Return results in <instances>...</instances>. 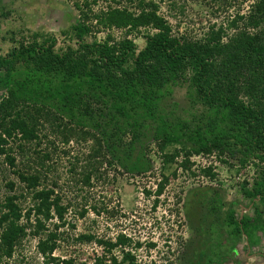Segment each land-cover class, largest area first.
Wrapping results in <instances>:
<instances>
[{"label":"trees","instance_id":"16d2710c","mask_svg":"<svg viewBox=\"0 0 264 264\" xmlns=\"http://www.w3.org/2000/svg\"><path fill=\"white\" fill-rule=\"evenodd\" d=\"M99 1L75 2L79 22L68 33L77 40V47L68 45L57 51L54 37L34 33L19 41L13 38L15 46L0 54L4 73L0 76L3 163L16 168L14 150L28 156L27 144L39 145L42 138L48 139L50 131L66 142L72 137L91 138L96 143L94 158L105 150L112 157L110 164L141 174L148 171L150 159L143 153L135 154L136 145L142 149L144 139L151 135L166 152L165 163H173L180 156V151L166 149L180 145L185 152L181 163L185 169L192 165L191 155L216 153L224 163L235 159L243 168L253 163V186L246 189V181L242 191L252 203L259 199L264 204V0H253L243 29L228 42L222 41V29L197 40L174 34L160 14L159 3L153 0H127V6L113 0L115 5L95 12ZM113 29L125 34H140L142 29L151 32L144 35L146 45L140 51L128 38L113 42L110 33L103 41L88 40L95 32ZM185 83L192 103L203 108L194 127L177 118L173 110L168 111L166 105L173 88ZM37 158L35 163L41 165L50 153ZM27 160L33 163L31 156ZM26 167L29 169L15 170L14 174L31 193L32 206L24 212L19 201L26 200L27 194H18L13 181L6 184L9 194L0 204V264L2 259L13 257L16 246L28 235L32 217L36 229L30 233L43 235L38 252L59 264L52 257L58 248L57 234L43 233L48 221H64L67 207L54 189L41 188L38 168ZM211 171L208 168L206 174L213 178ZM167 182L168 177L163 176L157 195L162 194ZM201 195L200 199L206 193ZM227 219L231 240L242 234L252 236L253 228L257 229L252 218H238L232 209ZM59 227L55 224V229ZM216 235L220 246L218 230ZM131 242L123 234L114 243L100 241L110 256H97L94 264H135L129 253L121 261L113 254L115 248L130 246ZM61 264L75 262L64 260Z\"/></svg>","mask_w":264,"mask_h":264},{"label":"rangeland","instance_id":"374dc122","mask_svg":"<svg viewBox=\"0 0 264 264\" xmlns=\"http://www.w3.org/2000/svg\"><path fill=\"white\" fill-rule=\"evenodd\" d=\"M119 1L123 2L120 6L128 4L127 0ZM153 1L159 3L160 14L168 20L174 34L197 40L222 29L223 42H228L243 29L255 4L253 0ZM75 2L77 0H0V54H7L15 46L13 38L19 41L22 36L31 38L34 33L54 37L57 51L68 45L77 47V40L68 33L79 22ZM109 5H115L113 0H100L94 10L99 12ZM149 31L142 29L140 34H125L123 30L113 29L95 32L88 40L103 41L110 33L113 42L128 38L140 51L146 45L144 35ZM3 74L0 70V76ZM187 87L188 83L175 86L166 105L168 111L173 110L177 118L194 127L203 108L192 103ZM2 94L0 91V96ZM94 106L97 108L96 104ZM40 135L43 136V131ZM47 137L42 138L39 145L28 143V156L15 149L13 155L17 158V167L14 169L5 165L4 158L0 157V204L9 194L6 184L13 181L17 184L18 194H27L26 200L21 198L19 201L24 212L32 206L31 193L26 192L14 172L29 169L27 164L38 168L35 170L41 173V188L54 189L67 207L64 221H48L46 230L41 232L57 234L58 248L52 257L59 264L64 260L94 264L97 256H110L99 242L114 243L123 232L132 237V242L131 246L113 250L120 260L133 252V260L141 264H166L167 261L175 264L179 257L203 258L208 253L223 258L241 256L243 260L250 256L253 263L264 264V204L259 199L252 203L242 191L246 181V189L253 186V163L243 168L235 159L228 158L229 162L224 163L216 153L191 155L192 165L185 169L181 165L185 152L180 145L166 149L168 152L180 151V156L173 163H165V151L150 135L144 139L142 149L136 145L138 152H135L149 158L150 167L141 174L131 173L110 164L112 157L105 150L94 158L96 143L91 138L72 137L66 142L60 134L50 131ZM46 152L50 153V158L41 165L35 163L37 155L41 157ZM29 156L33 163L27 160ZM208 168H212L213 178L206 174ZM163 176L168 177V182L162 194L157 195ZM203 193L206 196L200 199ZM199 199L201 203L197 202ZM230 209L238 218L249 216L254 220L253 227L257 226V229L253 228L252 236L242 234L231 240V228L227 226ZM31 224L33 227H28V235L16 246L13 257L2 259L1 264H55L38 252L39 239L43 235L33 236L30 233L36 229L33 217ZM55 224L60 227L55 229ZM216 230L220 233V246L216 241Z\"/></svg>","mask_w":264,"mask_h":264},{"label":"flooded vegetation","instance_id":"af4514ba","mask_svg":"<svg viewBox=\"0 0 264 264\" xmlns=\"http://www.w3.org/2000/svg\"><path fill=\"white\" fill-rule=\"evenodd\" d=\"M187 256V258L179 257L178 261L176 259L175 264H209L210 260H214L212 264H255L253 260L250 261L251 257L246 256L243 260L241 256ZM201 258V259H200ZM249 260V262H248ZM166 264H171V261H167Z\"/></svg>","mask_w":264,"mask_h":264},{"label":"built area","instance_id":"2783aa9c","mask_svg":"<svg viewBox=\"0 0 264 264\" xmlns=\"http://www.w3.org/2000/svg\"><path fill=\"white\" fill-rule=\"evenodd\" d=\"M123 235H126L128 238H130L131 240H132V237L131 236H129V234H126L125 232H123ZM131 246V245H130ZM122 247V246H121ZM126 247V246H125ZM130 252V251H129ZM131 255L132 256H135L134 254H133V252H131ZM117 257V256H116ZM117 259L119 260V261H121L118 257H117ZM134 263L135 264H141L140 262H138V260H136V261H134ZM146 263H148V262H145V264Z\"/></svg>","mask_w":264,"mask_h":264}]
</instances>
